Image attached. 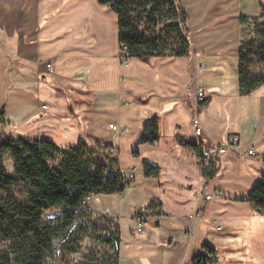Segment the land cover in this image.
I'll list each match as a JSON object with an SVG mask.
<instances>
[{"label": "crops", "instance_id": "crops-1", "mask_svg": "<svg viewBox=\"0 0 264 264\" xmlns=\"http://www.w3.org/2000/svg\"><path fill=\"white\" fill-rule=\"evenodd\" d=\"M177 2L186 13L190 55L122 62L117 16L99 0H0V88L7 76L16 89L11 109L1 110L8 122L1 132L60 148L80 140L108 146L124 177L138 170L123 193L138 177V185L160 177L149 181L141 207L109 198L123 193L91 196V213L120 228L119 264H192L202 245L215 250L211 264H264V215L244 201L264 175V86L241 96L237 79L239 18L257 16L264 0ZM198 89L206 97L201 108ZM108 113L116 122L108 129L118 130L109 142L94 135ZM155 119L158 141L137 146ZM231 137L239 146L222 155L210 180L198 153L181 145H225ZM144 161L159 169L157 178L144 177ZM154 201L158 209L139 235L133 214ZM189 230L187 241L181 232Z\"/></svg>", "mask_w": 264, "mask_h": 264}, {"label": "trees", "instance_id": "trees-1", "mask_svg": "<svg viewBox=\"0 0 264 264\" xmlns=\"http://www.w3.org/2000/svg\"><path fill=\"white\" fill-rule=\"evenodd\" d=\"M99 3L117 16L122 62L190 55L186 13L177 0ZM239 22L238 88L241 96H248L264 86V5L260 4L257 16H241ZM7 125L0 111V264H45L57 251L77 255L85 240L90 245L76 264H119L118 224L103 216L92 218L88 206L82 205L96 194H122L131 184L119 169L117 158L107 153L111 148L92 140L60 148L44 140L6 137L1 129ZM158 138L155 119L143 128L137 146L152 145ZM181 145L198 153L193 144ZM133 153L138 154L136 150ZM5 157L11 160L12 174L4 167ZM52 162L55 166H50ZM142 168L145 178L159 175V169L147 161ZM201 174L212 179L215 166L201 169ZM244 201L264 215V175ZM147 209L154 211L158 205L151 202ZM47 210H58L59 214L44 222ZM214 256L213 248L202 245L192 264H211Z\"/></svg>", "mask_w": 264, "mask_h": 264}, {"label": "rangeland", "instance_id": "rangeland-1", "mask_svg": "<svg viewBox=\"0 0 264 264\" xmlns=\"http://www.w3.org/2000/svg\"><path fill=\"white\" fill-rule=\"evenodd\" d=\"M248 34H249L248 37L249 36L251 37V31L250 30L248 31ZM1 83L4 84V86H3V88H0V111L1 110L5 111V109L9 110L13 106V103H11V99L9 100V98H10L12 93H13V95L15 94L16 89L15 88L10 89V85L7 81V76H3ZM30 92H31V89H30ZM27 95L29 96L30 101H32V99H33L32 93H30V94L27 93ZM104 117L105 118H103L102 121L100 122L102 125H99L101 128H98V131L94 132V135L99 140L109 142L112 140L113 136L117 135L118 130L116 127H114L113 130H109L107 127L108 122H112L113 125L116 124V122L114 120V114L113 113H108ZM50 166H55V162L50 163ZM4 167H5L8 174H12V172H13L12 163H11V160L7 157L4 158ZM133 170H134V172L138 173V170L136 168ZM159 179H160V177L156 180H149V181L157 182V181H159ZM149 181H146L148 183L144 182L143 185H138V182H139V184L141 182H143V180H141L138 177L137 179H135V181H133L134 184L131 185L130 191H126L121 196H110L109 198H111V201H113L115 203L121 202V204H137L138 207H141V205L144 204L143 201H145V199H147L150 195L148 192L149 190L146 187V186L149 187V185H151V183ZM194 189H197V186H195ZM201 192H203V190H199V193L197 194L200 197H201ZM205 195H207L206 192L203 194V196H205ZM215 195H217V196L219 195L218 191L215 193ZM154 202H156V201H154ZM58 214H59L58 210H47L43 213V221L47 222V221L51 220L52 218H54L55 216H57ZM96 217H98V216L92 214V218H96ZM89 245H90L89 241L85 240L82 243L81 252L77 255L68 256V255L62 254L59 251H57L52 258H49L46 260L45 264H76L78 261L81 260L83 253L85 252V250L87 249V247Z\"/></svg>", "mask_w": 264, "mask_h": 264}, {"label": "built area", "instance_id": "built-area-1", "mask_svg": "<svg viewBox=\"0 0 264 264\" xmlns=\"http://www.w3.org/2000/svg\"><path fill=\"white\" fill-rule=\"evenodd\" d=\"M263 0H258V2H262ZM47 69L50 68L49 65L46 66ZM206 100L205 97V92L202 89H198L196 94H195V101L197 106H200L203 104ZM45 109V107H43ZM192 127L194 129V134L196 136H200L202 133L201 126L199 123V120L196 118L193 119L192 121ZM111 128L113 129L114 127L111 125ZM239 146V141L237 137H231L227 144L225 145H200L198 147V156H199V166L202 170L208 169L211 165L215 166V169H217L220 166L221 163V157L222 155L225 154V152L228 150V148H238ZM108 154L114 155L113 150H108ZM247 156L253 157L254 152L252 150L247 151ZM126 181L133 180L135 178V172L134 170H129L127 173V176L125 177ZM217 192V191H216ZM215 192V193H216ZM214 195L215 197H220L221 193L218 192V196ZM212 195H205L204 200L209 201L211 199ZM90 199L86 198L85 200L82 201L83 206H88L90 203ZM150 214V211L147 209V207L137 209L134 214H133V221L135 222L136 225V232L139 235L144 234V229L148 225V215ZM216 229L219 231L221 230L220 226H216ZM181 236L183 239L189 241L192 238V231H183L181 232Z\"/></svg>", "mask_w": 264, "mask_h": 264}, {"label": "bare ground", "instance_id": "bare-ground-1", "mask_svg": "<svg viewBox=\"0 0 264 264\" xmlns=\"http://www.w3.org/2000/svg\"><path fill=\"white\" fill-rule=\"evenodd\" d=\"M110 128H111V126H110Z\"/></svg>", "mask_w": 264, "mask_h": 264}]
</instances>
